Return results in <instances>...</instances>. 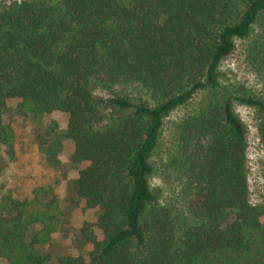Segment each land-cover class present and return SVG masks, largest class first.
Listing matches in <instances>:
<instances>
[{
  "label": "trees",
  "instance_id": "1",
  "mask_svg": "<svg viewBox=\"0 0 264 264\" xmlns=\"http://www.w3.org/2000/svg\"><path fill=\"white\" fill-rule=\"evenodd\" d=\"M261 28L264 0L0 3V146L16 157L10 99L36 121L67 113L73 206L97 211L79 229L84 253L60 264H264V196L251 202L248 128L235 109L255 110L264 145V93L221 70L242 40L264 77ZM195 99L170 135L177 209L150 178L167 118ZM51 192L0 197V264L50 263L40 247L62 219L58 198H42Z\"/></svg>",
  "mask_w": 264,
  "mask_h": 264
},
{
  "label": "rangeland",
  "instance_id": "2",
  "mask_svg": "<svg viewBox=\"0 0 264 264\" xmlns=\"http://www.w3.org/2000/svg\"><path fill=\"white\" fill-rule=\"evenodd\" d=\"M8 1L13 0H0V3ZM258 32L259 35L264 34V28ZM221 70L226 81L245 84L256 92L264 93V77L249 63L246 41L237 42L235 51L224 60ZM197 101L195 99L187 106L175 110L167 118L161 146L154 158L156 171L150 178L152 187L161 193L162 201L177 209L183 204L180 195L182 181L167 166L171 150L170 135L174 122L190 112ZM16 108L17 100H8L3 115L4 122L10 124L15 132L16 157L10 158L5 153V147L0 146L4 162V167L0 170V197L10 192L21 200L32 199L36 188L45 187L52 191L42 198L44 201L53 196L58 198L62 219L57 231L53 233L52 241L40 249L51 254L49 264H60V257L84 253L85 244L80 238L79 229L83 221L96 215L97 211H83L73 206L76 198L75 180L80 167L70 160L74 143L66 137L69 115L54 111L36 121L32 117L19 116ZM235 109L248 128L250 199L252 203H258L264 196V145L258 134L256 112L241 104H236ZM83 218L85 219L82 220ZM38 229L39 226H36L31 232Z\"/></svg>",
  "mask_w": 264,
  "mask_h": 264
},
{
  "label": "crops",
  "instance_id": "3",
  "mask_svg": "<svg viewBox=\"0 0 264 264\" xmlns=\"http://www.w3.org/2000/svg\"><path fill=\"white\" fill-rule=\"evenodd\" d=\"M85 218H83L82 220H84Z\"/></svg>",
  "mask_w": 264,
  "mask_h": 264
}]
</instances>
